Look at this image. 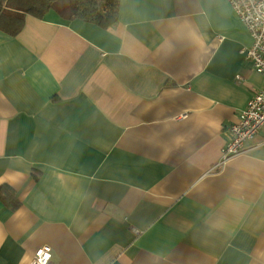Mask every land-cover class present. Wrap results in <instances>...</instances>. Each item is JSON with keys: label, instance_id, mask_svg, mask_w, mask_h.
Here are the masks:
<instances>
[{"label": "crops", "instance_id": "0c3cea01", "mask_svg": "<svg viewBox=\"0 0 264 264\" xmlns=\"http://www.w3.org/2000/svg\"><path fill=\"white\" fill-rule=\"evenodd\" d=\"M228 0H121L0 29V264H264V130L212 171L264 76Z\"/></svg>", "mask_w": 264, "mask_h": 264}, {"label": "built area", "instance_id": "2783aa9c", "mask_svg": "<svg viewBox=\"0 0 264 264\" xmlns=\"http://www.w3.org/2000/svg\"><path fill=\"white\" fill-rule=\"evenodd\" d=\"M252 38V46L242 54L257 73L264 76V0H228ZM264 130V88L248 102L239 122L229 128V139L221 150L219 161L212 171L222 169L234 157L244 152L245 144ZM52 248L37 249L30 264H51Z\"/></svg>", "mask_w": 264, "mask_h": 264}, {"label": "trees", "instance_id": "16d2710c", "mask_svg": "<svg viewBox=\"0 0 264 264\" xmlns=\"http://www.w3.org/2000/svg\"><path fill=\"white\" fill-rule=\"evenodd\" d=\"M121 0H0V29L17 36L26 16L43 20L55 12L63 20H82L109 29L118 22ZM0 198L9 207L19 206L12 190L2 187Z\"/></svg>", "mask_w": 264, "mask_h": 264}]
</instances>
